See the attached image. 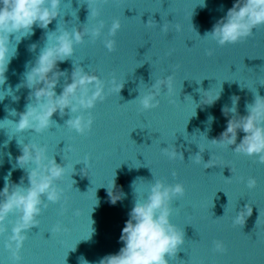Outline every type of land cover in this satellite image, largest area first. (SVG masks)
Instances as JSON below:
<instances>
[{
  "label": "water",
  "instance_id": "1",
  "mask_svg": "<svg viewBox=\"0 0 264 264\" xmlns=\"http://www.w3.org/2000/svg\"><path fill=\"white\" fill-rule=\"evenodd\" d=\"M201 2L63 0L60 17L47 30L37 27L34 35L19 43L6 73L7 82L0 88V97L11 86L20 98L14 101L6 96L0 102V191L9 171L14 183L27 176L19 167L13 170L22 154L19 142L44 146L49 160L54 157L68 169L58 182L64 189L63 199L50 204L38 217L39 225L28 231L23 264H82L81 258L98 264L104 256L118 253L135 199L148 195L147 190L139 193L134 189L150 190L156 179L172 185L182 183L186 189L185 195L172 204L171 220L184 230L185 243L175 258L169 257L170 264H264V165L256 158L236 154L235 146L232 150L210 142L226 130L229 117L222 108L231 107L233 96L240 97L241 115H247L245 105L253 101L252 91L257 89L264 96V27L254 30L246 41L220 46L205 35L236 0H205L206 6ZM89 7L100 10L99 19L106 24L103 35L95 42L86 36L84 43L75 46L72 59L59 64L68 77L61 78L56 91L59 94L64 83L71 82L74 64L107 82V98L90 110L94 117L91 132L78 134L66 124L71 115L61 117L59 113L52 118L53 126L42 134L31 129L18 132L14 123L20 116L10 112L21 113L30 102L29 89L16 91L26 66L35 63L47 42V31H56L58 25L69 31L97 26L99 21L90 15ZM115 19L121 21L122 28L114 37L116 50L109 52L104 40L110 38L107 34ZM152 19L167 25V33L154 21L148 25ZM32 44L37 45L34 52L30 51ZM209 50L213 55H208ZM167 75L174 77L173 91L165 89L158 108L142 110L135 99ZM113 78L118 84L124 83L119 94L111 91ZM221 88L214 105L200 103L204 96L215 95ZM209 116L215 118L211 123ZM244 135L238 133V143ZM173 144L183 153V161L164 154L162 149H171ZM199 146L205 150V163L213 156L212 167L204 169L203 164L190 159L200 152ZM173 171L178 175L173 176ZM249 177L258 180L255 189L247 187ZM113 178L114 191L124 194L115 204L108 193ZM249 204L253 211L245 224L234 225L235 216ZM8 226L10 234L11 224ZM89 233L91 238H85ZM7 236H0V264H12L4 247ZM216 240L225 243L226 253L215 251Z\"/></svg>",
  "mask_w": 264,
  "mask_h": 264
},
{
  "label": "clouds",
  "instance_id": "2",
  "mask_svg": "<svg viewBox=\"0 0 264 264\" xmlns=\"http://www.w3.org/2000/svg\"><path fill=\"white\" fill-rule=\"evenodd\" d=\"M104 2L107 3L108 0ZM62 4L63 0H0V88L7 82L6 73L12 60L17 56L19 43L24 38L34 35L37 27L47 30L49 25L60 17ZM200 4L206 6L205 0ZM90 10V15L99 21L97 26L69 31L67 28L61 29L58 25L56 31L46 32L45 46L40 50L35 63L29 62L26 66L24 79L16 86V91L22 87L30 90L28 96L30 102L26 105L25 111L17 113L13 109L10 112L12 116H20L18 123L8 120L16 125L18 132L31 129L37 134H42L53 126L55 121L52 118L56 113L61 117L70 114L72 118L68 119L66 124L78 134L86 135L91 132L94 117L90 110L96 107L97 102L107 98L105 92L108 87L107 82L96 74L86 72L80 65L74 64L71 82L64 83L63 90L59 94L56 91L60 86L61 78L68 77L67 70H60L59 64L72 59L75 46L84 43L86 36H90L95 42L103 35L106 24L99 19L100 10L93 11L91 8ZM153 21V19L149 20L147 24L151 25ZM155 24L167 33V25L161 26L156 22ZM262 27H264V0H236L233 7L228 9L226 16L221 18L205 37H210L220 46H226L246 41L254 34V30ZM121 28V21L115 19L107 34L110 38L104 40L109 52L116 50L117 42L114 37ZM36 48L37 45L32 44L30 51L34 52ZM208 55H213L211 50L208 51ZM111 84V91L118 94L124 87V83L118 84L115 78L112 79ZM173 88L174 77L167 75L156 80L149 91L143 95L140 93L135 100L139 101L142 110L150 111L160 106V97L165 94V89L166 92L171 93ZM221 91L222 88L215 95L204 96L200 103L214 105L220 99ZM209 92L211 90L204 93ZM252 92L253 101L245 105L247 115H241L238 111L240 100L238 96L231 98V107L226 105L222 108L223 114L229 117L227 128L219 139L210 142L222 148L232 149L231 146H235L232 150L236 154L256 158L257 163L264 165V96H261L257 89ZM4 93L5 95L0 97V102L6 96H12L14 101L20 99L11 86ZM214 119L209 116V123ZM239 132L245 135L238 143ZM19 144L22 146V154L16 158L13 170L19 167L27 173V176L22 177L19 183H14L11 180L12 171H9L4 177V188L0 191V236L8 234L4 247L11 255L12 264H21L23 259L21 252L28 239V231L33 226L39 225L38 217L50 204L60 203L63 199L64 189L58 182L63 180L68 171L67 167L58 164L54 157L49 160L44 146L36 143L19 142ZM199 149L200 152L190 159L195 164H203L204 169L212 167L213 156L205 163L202 157L205 150L200 146ZM162 150L171 160H184L183 153L179 152L174 144L171 149L167 147ZM30 164L35 166L29 169L27 166ZM71 167L73 173L74 165ZM172 175L177 176L178 173L173 171ZM25 179L28 181L27 185ZM135 184L136 182L133 186ZM257 186L258 180L255 177L247 179L249 189H255ZM115 188L113 178L111 189L108 188L113 204L121 200L124 195L122 192L114 191ZM134 190L139 193L147 190L148 195L146 198L135 199L134 206L128 214L129 219L120 236L123 247L116 254L104 256L98 264H170L169 257L175 258L180 246L185 243L184 230L171 220L173 201L185 195V186L182 183L166 184L164 180L156 179L150 184V190L145 188ZM252 211L251 204L246 205L235 216L234 225L242 227ZM10 217L15 219L10 220ZM56 230H60L59 225ZM90 238L91 234L87 236V239ZM214 249L219 253L227 252V246L222 240L214 241ZM81 260L82 264H88L83 258Z\"/></svg>",
  "mask_w": 264,
  "mask_h": 264
},
{
  "label": "snow or ice",
  "instance_id": "3",
  "mask_svg": "<svg viewBox=\"0 0 264 264\" xmlns=\"http://www.w3.org/2000/svg\"><path fill=\"white\" fill-rule=\"evenodd\" d=\"M89 234H90V233H89ZM89 234H88V235H89ZM88 235H87V236H88ZM87 236H86L85 238H87ZM25 242H26V241H25ZM22 251H23V250H22ZM21 255H22V252H21ZM22 257H23V256H22ZM21 264H23V259H22V261H21Z\"/></svg>",
  "mask_w": 264,
  "mask_h": 264
}]
</instances>
